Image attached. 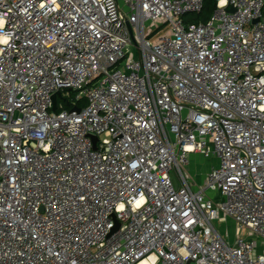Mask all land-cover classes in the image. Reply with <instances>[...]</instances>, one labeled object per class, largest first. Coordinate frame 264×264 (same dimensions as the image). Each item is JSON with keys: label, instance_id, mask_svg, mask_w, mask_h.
I'll list each match as a JSON object with an SVG mask.
<instances>
[{"label": "built area", "instance_id": "1", "mask_svg": "<svg viewBox=\"0 0 264 264\" xmlns=\"http://www.w3.org/2000/svg\"><path fill=\"white\" fill-rule=\"evenodd\" d=\"M216 1L0 0V264H264V0Z\"/></svg>", "mask_w": 264, "mask_h": 264}, {"label": "rangeland", "instance_id": "2", "mask_svg": "<svg viewBox=\"0 0 264 264\" xmlns=\"http://www.w3.org/2000/svg\"><path fill=\"white\" fill-rule=\"evenodd\" d=\"M167 30L168 32L170 31V25L161 19L155 20L153 23H148L146 26L147 34H153V42H155L158 37L165 35ZM219 165L220 158L217 155H210L209 157H206L200 153H191L189 155V164L186 169L188 171L187 174L189 179L191 178L195 188H197L205 183L209 169L212 167L217 168ZM209 195L215 197L217 192H209ZM216 200L218 201L219 199ZM214 223L220 234L228 239L231 244L235 243L237 236H241L242 228L239 229V225L231 217H225V215L220 214L218 220H215ZM244 235L246 237L251 236V238L256 239V237L252 236L251 232L248 230L244 231ZM258 240L261 239L258 238Z\"/></svg>", "mask_w": 264, "mask_h": 264}, {"label": "trees", "instance_id": "3", "mask_svg": "<svg viewBox=\"0 0 264 264\" xmlns=\"http://www.w3.org/2000/svg\"><path fill=\"white\" fill-rule=\"evenodd\" d=\"M217 1L216 0H204V6L201 12H194V13H187L184 15L185 22L188 23H206L208 22L212 15L214 10L216 9ZM71 95H74L72 92ZM86 105V99L83 98L79 103L77 104V107H84ZM74 104L67 103L65 105L66 108H72Z\"/></svg>", "mask_w": 264, "mask_h": 264}, {"label": "water", "instance_id": "4", "mask_svg": "<svg viewBox=\"0 0 264 264\" xmlns=\"http://www.w3.org/2000/svg\"><path fill=\"white\" fill-rule=\"evenodd\" d=\"M230 10H231V11H234L235 9L232 7ZM259 20H260V19H256V20H254V23H257ZM128 27H129L130 31H132L131 26H130L129 23H128ZM57 95H60V92H58L57 94L53 95V104H54L53 109H54V110H56V108H57ZM97 140H98V137H97V136H93V141H94V147H95V148H97ZM119 226H120V225L118 224V225L113 229V231H114V230H117V228H119ZM187 264H195V262L192 261V260H189Z\"/></svg>", "mask_w": 264, "mask_h": 264}, {"label": "crops", "instance_id": "5", "mask_svg": "<svg viewBox=\"0 0 264 264\" xmlns=\"http://www.w3.org/2000/svg\"><path fill=\"white\" fill-rule=\"evenodd\" d=\"M210 170V169H209ZM209 172V171H208ZM200 185V184H199ZM195 187V186H194Z\"/></svg>", "mask_w": 264, "mask_h": 264}, {"label": "bare ground", "instance_id": "6", "mask_svg": "<svg viewBox=\"0 0 264 264\" xmlns=\"http://www.w3.org/2000/svg\"><path fill=\"white\" fill-rule=\"evenodd\" d=\"M142 264H144V262Z\"/></svg>", "mask_w": 264, "mask_h": 264}]
</instances>
